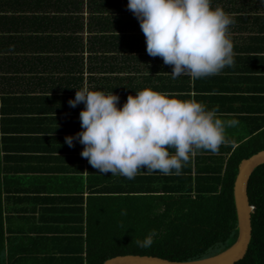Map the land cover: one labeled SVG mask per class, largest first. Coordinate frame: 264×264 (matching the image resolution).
Listing matches in <instances>:
<instances>
[{
  "label": "trees",
  "instance_id": "1",
  "mask_svg": "<svg viewBox=\"0 0 264 264\" xmlns=\"http://www.w3.org/2000/svg\"><path fill=\"white\" fill-rule=\"evenodd\" d=\"M127 4L0 0V264H104L124 255L187 262L216 255L238 238L239 166L264 150V0H212L235 20L228 33L234 64L195 80L185 74L173 79L171 65L148 55ZM84 87L113 92L118 107L146 88L194 98L239 123L227 129L229 143L215 153L198 151L180 175L148 174L144 167L128 180L99 173L81 156L78 140L63 146L82 130L84 104L68 102ZM63 161L83 166L80 175L64 174ZM67 183L78 186L66 189ZM38 184L49 189L32 187ZM76 193L74 199L62 196ZM248 193L252 239L236 264H264V165L252 174ZM26 200L44 203L48 214L46 226L32 233L23 228L36 220L20 207ZM71 200L75 205L59 206ZM153 230V245L138 247L136 240Z\"/></svg>",
  "mask_w": 264,
  "mask_h": 264
},
{
  "label": "clouds",
  "instance_id": "2",
  "mask_svg": "<svg viewBox=\"0 0 264 264\" xmlns=\"http://www.w3.org/2000/svg\"><path fill=\"white\" fill-rule=\"evenodd\" d=\"M127 8L140 23L148 55L171 65L173 79L215 76L233 66L228 33L235 20L222 7H213L212 0H128ZM119 100L113 92L77 90L68 103L73 108L84 104L82 130L65 143L72 147L78 140L84 146L81 156L94 169L128 180L144 167L148 174L180 175L198 151L215 153L229 143L227 129L239 123L194 98L180 100L150 88L128 95L122 107ZM156 236L153 230L136 244L150 248Z\"/></svg>",
  "mask_w": 264,
  "mask_h": 264
},
{
  "label": "water",
  "instance_id": "3",
  "mask_svg": "<svg viewBox=\"0 0 264 264\" xmlns=\"http://www.w3.org/2000/svg\"><path fill=\"white\" fill-rule=\"evenodd\" d=\"M264 165V150L241 162L234 186V199L238 217V238L226 250L196 261L175 262L167 259L124 255L107 260L104 264H236L243 260L248 252L252 239V213L254 207L250 204L249 182L254 171Z\"/></svg>",
  "mask_w": 264,
  "mask_h": 264
},
{
  "label": "crops",
  "instance_id": "4",
  "mask_svg": "<svg viewBox=\"0 0 264 264\" xmlns=\"http://www.w3.org/2000/svg\"><path fill=\"white\" fill-rule=\"evenodd\" d=\"M61 30V29H60ZM36 74V73H35ZM45 73H44V71H43V73H40V75L42 76V75H44ZM56 74H57V76H60V72H58L57 73V71H56ZM28 75H30V74H28ZM31 76V75H30ZM55 94L57 95V94H61V92H59V91H55ZM192 95H194V93H192ZM58 96H60V95H58ZM39 125L40 124H38V127H39ZM33 128H34V126H33ZM71 129V128H73V126H69V127H64L63 129ZM65 148H71V147H69L66 143H65V145H63ZM56 153H54V155H55ZM59 155L61 154L62 156H60L61 158H64V157H70V156H67V155H64L65 153H58ZM55 156H57V155H55ZM77 155H74L73 157H76ZM62 165L64 166L63 167V172H64V174H66L67 176H79L80 175V172H79V170H80V168H82L83 166H81V165H79L78 164V166H74L73 164H70L69 165V163H65L64 161H63V163H62ZM52 167V166H51ZM50 167V168H51ZM87 166L84 164V173H83V176L86 178V176L88 175L87 174V168H86ZM20 174H21V172H20ZM24 174V173H23ZM77 184V183H76ZM76 184H74V183H71V184H64V187L66 188V189H71V187L72 188H77V186H78V184L76 185ZM28 186V185H27ZM31 187V186H30ZM32 187H34V188H37V189H39V191L40 190H42V192H43V189H49L48 187L49 186H45V185H42V184H38V185H33ZM28 188H29V186H28ZM34 188H31V189H34ZM45 196V194H43V195H34V197H44ZM62 196H64V197H68L69 199H74V198H77L78 196H79V193H76V194H71V195H62ZM87 197H88V193H87V191H85V193H84V198H85V203H86V199H87ZM25 205H21L20 207H22V208H24L25 206H26V208H25V211H24V213L26 214V215H29V213H28V210H30V214H34L33 216L36 218V220H35V222H34V220H32L31 221V223L29 224H26L25 226H24V223L23 222H20L19 221V219H15V221H16V223H23V228L26 230V232H27V230L29 229V231L32 233V230H34L35 228H36V226H38L39 228H42L43 227V224H44V226H46V224H47V221H48V214H46V213H44L43 211H42V208H43V206H45V204L44 203H39L38 201H35V200H32V201H29V200H26L25 202ZM50 203H51V201H50ZM50 203H49V205H50ZM73 203H75L74 201H72L71 200V202H69L68 204H64V202H61V205L59 204V206L60 207H62V206H65V207H71L72 205H75V204H73ZM48 205V206H49ZM85 205V204H84ZM18 216V215H17ZM30 216V215H29ZM50 217V216H49ZM30 233V234H31ZM32 235H34V236H36L34 233L32 234Z\"/></svg>",
  "mask_w": 264,
  "mask_h": 264
}]
</instances>
